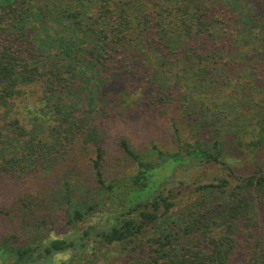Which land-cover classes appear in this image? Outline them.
Segmentation results:
<instances>
[{"label": "trees", "instance_id": "trees-1", "mask_svg": "<svg viewBox=\"0 0 264 264\" xmlns=\"http://www.w3.org/2000/svg\"><path fill=\"white\" fill-rule=\"evenodd\" d=\"M36 1L0 0V185L14 174L48 171L56 154L78 144L95 152L91 162L96 181L110 190L116 181H106L102 163L109 146H116L135 164L122 193L130 208L105 228L86 226L71 241L53 238L37 247L18 245L16 259L0 264H26L82 248L89 236L105 244L132 242L147 226L153 232L143 253L125 264H264V221L256 208L258 203L264 207V160L235 175V188H229L227 179L197 185L199 196L183 207H176L164 189L156 193L184 161H221L226 141L252 155L264 143V0H41L34 5ZM23 36L31 49L15 46ZM127 51L141 60L150 55L155 59L150 67L141 63L154 88L149 104L157 110L171 105L194 134L190 141L183 139L172 118L178 150L171 154L155 145L149 157L136 152L125 137H111L106 125L100 127L89 114L106 77L115 72L116 55ZM205 81L221 84L214 94L224 92L227 101L216 111L209 106L187 111L186 91ZM231 82L245 97L223 88ZM34 84L41 85L39 102L47 104L48 110L41 109L46 121H54L46 131L41 119L29 120L28 126L14 110ZM68 90L86 94L87 109L81 116L64 97ZM237 100H247L257 110L249 116L250 127L241 126L250 140L217 129L222 118L244 105ZM170 160L173 171L157 183L155 173ZM63 185L67 200L68 181ZM21 200L25 207L31 203ZM84 218L76 209L68 222ZM11 238L16 240L15 235Z\"/></svg>", "mask_w": 264, "mask_h": 264}, {"label": "rangeland", "instance_id": "rangeland-1", "mask_svg": "<svg viewBox=\"0 0 264 264\" xmlns=\"http://www.w3.org/2000/svg\"><path fill=\"white\" fill-rule=\"evenodd\" d=\"M40 1L37 0L34 5H38ZM38 35H41V29L38 30ZM17 42L16 47L31 49L30 42L26 41L24 36L22 41ZM116 57L113 76L106 77L107 84L103 87L101 95L89 108L92 109L89 113L92 120L100 127L106 125L111 137H125L136 152H143L148 157L151 156L153 145L167 154L178 150L175 130L171 126L172 118L176 119L183 139L190 141L195 138L183 120L178 119L180 112L172 110L171 105H168L167 109L160 107L157 110L154 104H149L148 97L154 88L149 79L150 74L148 76L145 66L141 63L144 61L150 67L156 64L155 59L150 55V59L147 57L146 60L145 58L141 60L128 51L126 54L120 52ZM231 75L236 74L231 71ZM205 83L196 84L197 87H190L186 91L187 111H196L205 106L216 111L219 110V104L227 101L228 96L225 97L227 94L224 92L220 97L214 94L218 89L216 87L221 84L212 82L209 86L206 81ZM234 85L235 82H231L223 88L230 90L233 95L245 97L244 90L236 93ZM40 95L41 85H32L27 88L24 99L17 100L14 110L20 121L26 122L28 126H31L30 121L38 123L35 118L41 119L42 122L39 123L43 124L46 131L54 121H46L41 109L46 111L48 107L45 103L40 104ZM63 95L76 105L74 113H79V116L87 109V97L83 91L74 93L68 90ZM241 101L237 100L239 105L244 104L240 110L231 113L230 117L222 118L217 129L228 134L238 132L237 134L246 141L251 137L247 138V135H244L241 126L250 127L252 121L248 120L249 116L257 110L254 111L252 105L246 103L247 100H244V103ZM206 141L209 143L207 139ZM206 148L214 154L212 148L208 146ZM239 149H242L243 153H240ZM107 150L105 161L102 163L103 175L106 181L111 179L116 181L110 190L102 189L96 181L91 162L95 152L92 148L87 149L78 144L56 154L51 166L48 164L50 167L48 171H39L35 176L30 173H18L6 177L7 183L0 185V263L15 260L14 248L18 245L37 247L53 238L71 241L76 239L86 226L105 228L113 217L126 213L130 206L124 201V194L122 195L126 190L125 176L132 174L135 164L121 148L109 146ZM221 155L219 157L221 161H208L207 158L202 162H194L195 164H185L184 161L182 165L176 166L174 171L175 163H172V160L168 161L170 162L168 165L159 167L155 173L156 182L159 183L166 173L173 172L167 174L156 193L164 189V194L169 195L168 199L174 201L176 207H183L199 196L196 191L197 185L218 183L222 179H227L229 188H235L237 183L233 178L235 175L245 174L248 168L264 160V143L254 148L252 155L244 146L232 147V142L226 141L225 151ZM64 181H68L70 188L67 200L63 198ZM146 194L144 193L142 197ZM21 199H29L31 203L25 207ZM260 205L258 203L256 206L257 215L264 221V207ZM76 209L84 213V221L69 223V215ZM152 230L147 226L146 230L134 237L132 242L113 244L101 243L94 240L93 236H89L83 238L88 242L82 248L75 249L73 246L74 248H69L68 251L52 254L48 258L41 257V260L37 258L34 262L26 264H125L126 260L134 259L143 253V245L152 234ZM12 235H15L16 240L11 238ZM37 252L40 250L37 249Z\"/></svg>", "mask_w": 264, "mask_h": 264}]
</instances>
